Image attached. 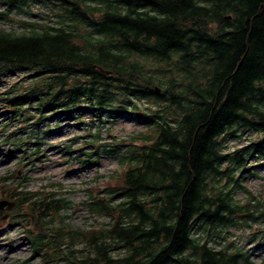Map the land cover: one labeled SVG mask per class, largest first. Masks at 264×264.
I'll use <instances>...</instances> for the list:
<instances>
[{
    "label": "trees",
    "instance_id": "obj_1",
    "mask_svg": "<svg viewBox=\"0 0 264 264\" xmlns=\"http://www.w3.org/2000/svg\"><path fill=\"white\" fill-rule=\"evenodd\" d=\"M0 6L2 21L30 16L19 21L22 31L0 26L4 126L25 124L38 136L47 121L81 124L89 115L101 125L131 117L147 128L129 142L95 146L82 161L99 162L102 147H115L107 151L127 166L106 187L107 199L90 203L110 218L104 228L53 229L62 209L56 195L25 192L21 183L6 195L16 202L13 217L28 226L34 254L65 264H255L253 252L234 242L214 243L232 228L264 224V201L242 183L264 171V0ZM244 134L254 139L227 151ZM260 234H251L257 248Z\"/></svg>",
    "mask_w": 264,
    "mask_h": 264
},
{
    "label": "rangeland",
    "instance_id": "obj_2",
    "mask_svg": "<svg viewBox=\"0 0 264 264\" xmlns=\"http://www.w3.org/2000/svg\"><path fill=\"white\" fill-rule=\"evenodd\" d=\"M2 11L0 6V12ZM34 12L39 13L40 10L36 8ZM27 18L30 16L12 15L10 22L0 20V26L22 31L18 27L19 21ZM31 114L34 112L31 111ZM97 120L89 115L83 118L81 124L74 120H63L59 123L50 120L37 128L39 133L37 136L36 129H25V124L16 122L14 125L4 126V119L0 117V202L11 204L12 199L5 197L17 188V183H21L25 192L39 193L42 197L44 194H54L56 195L54 198L60 200L62 209L59 214L54 215L53 229L75 231L78 228L89 231L107 226L110 218L92 211L90 203L96 199H107L104 196L106 187H115L117 181H121V175L127 166L121 163L120 154L116 156L115 153L107 151L115 147L100 148L99 162L93 157L94 162L84 166L82 161L87 159L88 153L95 151V146L129 142L139 137L140 133L147 132V128L136 123L131 117L116 121L108 119L103 125ZM90 121H96L92 128L89 127ZM22 129L25 130L21 131ZM48 131L50 132L46 134ZM14 132L17 134L11 137ZM29 137L32 138L28 140ZM21 139L26 140L28 144L18 146ZM251 139L254 137L244 134L237 141H229L226 144L227 151L239 149L247 145ZM81 147H84V150L80 154L78 152ZM35 152H39L40 157L31 161L36 155ZM122 152L123 148L119 153ZM252 172L258 176L247 174L242 183L253 197L264 201V171ZM237 197L242 203L250 202L249 195L245 193L240 192ZM8 208L10 205H5L0 210L2 212L0 215L3 216L0 221V264H65L61 260L46 263L41 256L35 255L32 238L27 232V224L13 217L16 204L11 209ZM29 224L33 225V221ZM254 231L261 233L257 238L260 239L259 248H257L259 240L255 243L251 238ZM262 231L264 233V224L238 226L224 232L223 239H217L214 245L221 248L234 242V247L240 251L253 252L252 260L255 264H264ZM75 249H83V245L77 244Z\"/></svg>",
    "mask_w": 264,
    "mask_h": 264
},
{
    "label": "water",
    "instance_id": "obj_3",
    "mask_svg": "<svg viewBox=\"0 0 264 264\" xmlns=\"http://www.w3.org/2000/svg\"><path fill=\"white\" fill-rule=\"evenodd\" d=\"M103 74L107 75L109 72H104V71H101ZM5 205H10V208L8 209H11V207L14 206V203H11V204H8L7 202H0V210L4 208Z\"/></svg>",
    "mask_w": 264,
    "mask_h": 264
}]
</instances>
